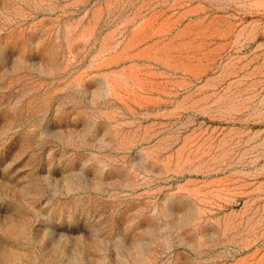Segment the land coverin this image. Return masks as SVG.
<instances>
[{"label":"rangeland","instance_id":"374dc122","mask_svg":"<svg viewBox=\"0 0 264 264\" xmlns=\"http://www.w3.org/2000/svg\"><path fill=\"white\" fill-rule=\"evenodd\" d=\"M0 264H264V0H0Z\"/></svg>","mask_w":264,"mask_h":264}]
</instances>
